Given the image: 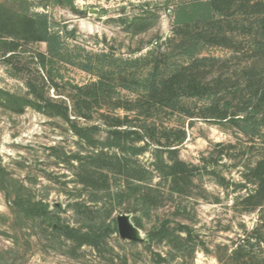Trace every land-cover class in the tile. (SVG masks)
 I'll use <instances>...</instances> for the list:
<instances>
[{"label": "rangeland", "instance_id": "obj_1", "mask_svg": "<svg viewBox=\"0 0 264 264\" xmlns=\"http://www.w3.org/2000/svg\"><path fill=\"white\" fill-rule=\"evenodd\" d=\"M199 1L205 0H0V3L23 16H47L51 30L62 36L64 59H55L53 69L48 67L45 73L56 78L62 92L56 96L52 92V97L67 101L70 87L97 82L103 75L106 96L116 102L137 99L136 93L123 88L124 81L117 73L124 69L127 73L134 72L136 60H140L137 72L141 76L149 74L156 64L161 67L158 74L166 75L189 62L180 50L170 51L168 57L163 56V51L170 49L167 41L173 36L176 10ZM248 13L251 14H240L222 25L229 39L220 43L209 38L212 31H217L216 23L205 24L200 14L194 17L192 34L199 44L196 56L228 61L224 70L233 76V82L239 80L251 56L253 33L245 20L250 17L253 22L257 17L252 10ZM215 19L217 22L218 17ZM6 40L14 45L6 46L0 41V166L37 200L48 203L52 211L55 205L62 206L59 216L63 222L74 224L78 220L68 208L70 203L90 200V192L72 182L76 162L70 164L66 160L83 150L72 126L80 129L99 125L101 114L129 116L155 124L157 138L167 145L165 134L169 136V143L177 148L179 157L198 169L195 175L198 188L194 191L197 199L177 200V205L186 209V215H174L175 207L156 213L169 215L191 229L196 250L182 257L174 252L169 255L171 250L165 245L150 244L149 232L155 217L146 220V226L140 229L134 226L133 215L122 208L112 212L111 218L117 217L120 222L119 231L107 239L103 250L84 246L73 251L71 242L59 239L55 232L58 226L17 215L0 187V264H225L222 260L241 245L254 254V264H264V209H253L246 203L256 188L246 179L247 169L263 154L264 130L245 136L229 122L212 119L207 113V97H183L176 109L141 105L132 110H113L104 105L94 111L89 122L76 117L77 113L71 109L69 122L32 107L20 111L12 104L5 105L2 93L27 97L28 72L35 69L31 58L39 53L48 54V46L32 40ZM10 49L17 50L20 58L7 62L4 54ZM89 56L100 62L93 72L85 69ZM219 68L217 65L214 70ZM100 70L108 71L98 73ZM125 78L127 82L132 80L129 73ZM154 145H137L145 148L138 160L151 170ZM159 180L154 172L153 182ZM156 254L167 257L169 262H162Z\"/></svg>", "mask_w": 264, "mask_h": 264}, {"label": "trees", "instance_id": "obj_2", "mask_svg": "<svg viewBox=\"0 0 264 264\" xmlns=\"http://www.w3.org/2000/svg\"><path fill=\"white\" fill-rule=\"evenodd\" d=\"M253 11L256 18L249 23L250 33H253V45L249 62L242 68L241 76L233 82V76L225 72L228 61L196 56L198 42L193 36L194 17L200 14L207 24L216 23V32L212 31L209 38L213 41L228 40L224 23L230 18L249 15ZM255 11V12H254ZM216 17L218 21L216 22ZM175 28L173 36L168 39L170 47L163 51L168 57L170 51L180 50L182 56L189 62L178 65L166 75H159L160 65L156 64L146 76L138 74L140 60L134 63V72H128L132 78L127 82L128 73L120 70L118 75L123 79V88L137 94L136 100H118L106 96L107 85L105 77L84 86H72L67 101L57 100L62 93L56 78L45 74L48 67L55 65V59H64L65 48L59 32L51 30L48 17L38 15L31 18L21 15L0 3V41L6 46L14 45L6 39L45 42L48 54H36L31 59L35 66L28 72L26 87L27 97L2 93L3 103L11 104L23 111L25 107L70 121L68 113H77L76 117L91 121L96 109L110 106L113 110L124 108L134 109L141 105L158 106L176 109L183 97H207L209 105L207 113L212 119L227 121L245 136L255 135L264 130V0H205L192 4L181 5L175 13ZM226 19V20H225ZM137 20V19H136ZM208 23V24H209ZM215 29V28H214ZM68 33V31H66ZM174 47V48H173ZM15 49L5 52L4 58L10 60L20 58ZM145 61V59H143ZM86 71H95V58L88 57ZM219 65V70L214 68ZM99 69V68H98ZM108 70H100L105 73ZM128 71V69H127ZM111 73V72H110ZM113 73V72H112ZM111 73V74H112ZM138 74V75H137ZM105 75V74H104ZM107 75V72H106ZM127 82V83H126ZM110 88V86H109ZM30 97H33L30 99ZM113 105V106H112ZM99 125L77 128L73 125L76 135L82 142L83 150L66 160L76 169L72 180L85 191L90 192V200H77L68 205L74 211L78 220L74 224L63 222L59 216L62 206L55 205L54 211L43 200H37L22 183L13 180L6 170L0 166V187L12 203L14 212L26 219L43 220L49 226H58L55 232L65 243H72L73 251H80L89 246L99 252L107 246V239L119 231V220L112 217V212L122 208L132 214L134 226L144 229L145 221L155 217L153 227L149 232L150 244L165 245L170 248L169 255L177 253L182 257L196 250L191 229L170 216H159L156 213L165 208L175 207L174 215H183L186 209L177 205L181 198L197 197L195 190L196 172L198 169L186 164L180 157L175 146H172L169 136L165 134L167 145L157 138V127L146 121L129 116H112L101 114ZM105 136H101V132ZM143 143L148 147L154 145V162L152 170L146 168L138 160L145 148L137 145ZM154 172L160 179L154 183ZM246 179L256 185L253 193L248 195L246 203L253 209H264V149L263 154L254 166L247 169ZM100 203L102 206L98 207ZM56 210V211H55ZM155 214V215H154ZM173 215V214H172ZM186 215V214H185ZM264 244V237L262 238ZM162 262H169L167 257L156 254ZM254 254L246 246H238L225 260V264H254Z\"/></svg>", "mask_w": 264, "mask_h": 264}]
</instances>
